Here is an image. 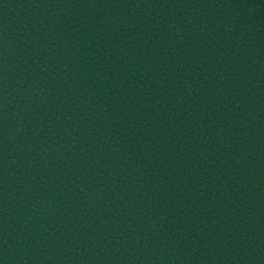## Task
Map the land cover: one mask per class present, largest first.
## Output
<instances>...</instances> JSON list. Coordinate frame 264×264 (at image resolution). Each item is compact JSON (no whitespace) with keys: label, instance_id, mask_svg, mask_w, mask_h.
I'll return each mask as SVG.
<instances>
[{"label":"water","instance_id":"water-1","mask_svg":"<svg viewBox=\"0 0 264 264\" xmlns=\"http://www.w3.org/2000/svg\"><path fill=\"white\" fill-rule=\"evenodd\" d=\"M0 264H22L1 239H0Z\"/></svg>","mask_w":264,"mask_h":264}]
</instances>
